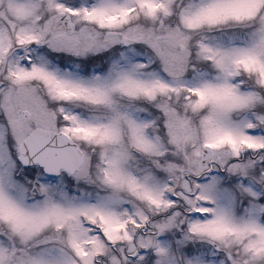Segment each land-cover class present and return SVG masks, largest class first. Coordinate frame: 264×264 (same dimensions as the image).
<instances>
[{
	"label": "snow or ice",
	"instance_id": "obj_1",
	"mask_svg": "<svg viewBox=\"0 0 264 264\" xmlns=\"http://www.w3.org/2000/svg\"><path fill=\"white\" fill-rule=\"evenodd\" d=\"M0 264H264V0H0Z\"/></svg>",
	"mask_w": 264,
	"mask_h": 264
}]
</instances>
